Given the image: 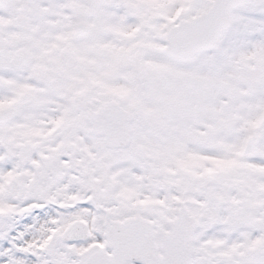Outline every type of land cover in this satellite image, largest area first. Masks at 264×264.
Wrapping results in <instances>:
<instances>
[{
	"label": "snow or ice",
	"instance_id": "snow-or-ice-1",
	"mask_svg": "<svg viewBox=\"0 0 264 264\" xmlns=\"http://www.w3.org/2000/svg\"><path fill=\"white\" fill-rule=\"evenodd\" d=\"M0 264H264V0H0Z\"/></svg>",
	"mask_w": 264,
	"mask_h": 264
}]
</instances>
